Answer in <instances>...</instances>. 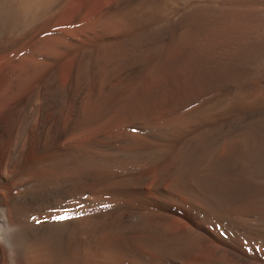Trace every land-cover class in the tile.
Wrapping results in <instances>:
<instances>
[{"label": "bare ground", "instance_id": "bare-ground-1", "mask_svg": "<svg viewBox=\"0 0 264 264\" xmlns=\"http://www.w3.org/2000/svg\"><path fill=\"white\" fill-rule=\"evenodd\" d=\"M0 207L18 264H264V0H0Z\"/></svg>", "mask_w": 264, "mask_h": 264}, {"label": "clouds", "instance_id": "clouds-1", "mask_svg": "<svg viewBox=\"0 0 264 264\" xmlns=\"http://www.w3.org/2000/svg\"><path fill=\"white\" fill-rule=\"evenodd\" d=\"M29 248L25 225L11 218L9 208L0 207V253L6 256L8 264H18Z\"/></svg>", "mask_w": 264, "mask_h": 264}, {"label": "snow or ice", "instance_id": "snow-or-ice-1", "mask_svg": "<svg viewBox=\"0 0 264 264\" xmlns=\"http://www.w3.org/2000/svg\"><path fill=\"white\" fill-rule=\"evenodd\" d=\"M72 218H73L72 216L67 214L66 210L62 211L60 214L51 215V220L56 223H61ZM32 220L35 221L37 224L41 223V221L37 219V217L35 216L32 217Z\"/></svg>", "mask_w": 264, "mask_h": 264}]
</instances>
